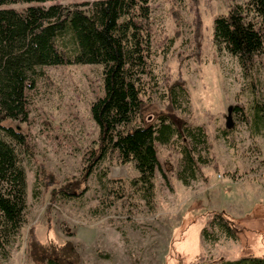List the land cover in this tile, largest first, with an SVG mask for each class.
I'll return each mask as SVG.
<instances>
[{"label":"rangeland","instance_id":"obj_1","mask_svg":"<svg viewBox=\"0 0 264 264\" xmlns=\"http://www.w3.org/2000/svg\"><path fill=\"white\" fill-rule=\"evenodd\" d=\"M94 1L0 7L3 55L25 48L29 28L44 20L50 7L77 5L88 12ZM249 3L149 0L150 45L146 64L135 75L145 105L123 129L154 124L166 115L179 128L186 122L204 127L212 146L202 152L207 163L198 179L185 186L176 176L180 141L157 144L160 169L151 201L140 190L134 162L110 155L86 177L98 149L100 131L91 107L105 95L104 67L38 69L36 87L27 92L28 121L2 124L22 133L30 149L16 145L27 173V208L16 243L9 254L0 252V264H40L30 247L33 233L50 250L73 244L81 264L264 259V49L245 72L238 58L215 41V20L236 6L249 12ZM176 84L187 91L177 110L170 101ZM237 106L243 111L235 112ZM76 183L81 196L59 193ZM217 215L232 230L220 225ZM205 229L211 232L208 240Z\"/></svg>","mask_w":264,"mask_h":264},{"label":"trees","instance_id":"obj_2","mask_svg":"<svg viewBox=\"0 0 264 264\" xmlns=\"http://www.w3.org/2000/svg\"><path fill=\"white\" fill-rule=\"evenodd\" d=\"M52 1L59 0H0V7ZM249 2V12L236 6L227 16L215 20L216 43L238 58L245 72L254 68L257 56L264 49V0ZM148 4L149 0H97L88 12L77 5L52 6L45 11L44 20L29 28L25 48L7 56L3 55L0 34V252L9 254L24 223L27 173L16 145L30 149L22 133L2 124L8 120L28 121L27 92L35 89L39 68L104 67L105 95L91 107L100 131L98 149L86 169V177L110 155L124 163L134 162L140 173L137 180L140 190L151 201L156 172L160 169L156 145L168 147L179 140L181 159L176 176L185 186L198 179L201 165L207 163L202 152L212 149L204 127L186 122L179 128L169 116L163 115L154 124L123 129L141 114L145 105L135 75L137 68L145 66L146 49L150 45ZM249 13L253 14L252 18ZM199 27L201 32V23ZM186 95L182 84L171 88L170 101L175 110L181 108L182 97ZM234 110L240 112L243 108L237 106ZM79 188L77 183L70 184L59 193L63 197H77L82 195ZM217 216L223 222L220 225L232 230L228 220ZM210 235L207 229L203 231L205 239H210ZM30 247L32 253L38 252L40 264H81L71 243L58 251L50 250L33 233ZM221 264H264V259L244 258Z\"/></svg>","mask_w":264,"mask_h":264},{"label":"water","instance_id":"obj_3","mask_svg":"<svg viewBox=\"0 0 264 264\" xmlns=\"http://www.w3.org/2000/svg\"><path fill=\"white\" fill-rule=\"evenodd\" d=\"M231 111H232V110L230 109V114H231ZM230 127H231V124H230V123H228V128H230Z\"/></svg>","mask_w":264,"mask_h":264}]
</instances>
